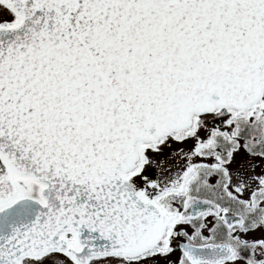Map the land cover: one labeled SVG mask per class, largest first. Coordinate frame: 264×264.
<instances>
[{
    "label": "snow or ice",
    "instance_id": "6c2138e0",
    "mask_svg": "<svg viewBox=\"0 0 264 264\" xmlns=\"http://www.w3.org/2000/svg\"><path fill=\"white\" fill-rule=\"evenodd\" d=\"M0 264H264V0H0Z\"/></svg>",
    "mask_w": 264,
    "mask_h": 264
}]
</instances>
